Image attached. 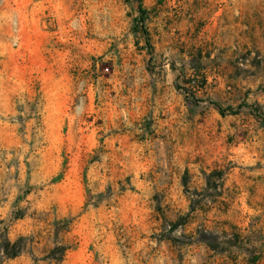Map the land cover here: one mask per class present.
<instances>
[{
    "label": "rangeland",
    "instance_id": "rangeland-1",
    "mask_svg": "<svg viewBox=\"0 0 264 264\" xmlns=\"http://www.w3.org/2000/svg\"><path fill=\"white\" fill-rule=\"evenodd\" d=\"M5 235L2 264H264V0H0Z\"/></svg>",
    "mask_w": 264,
    "mask_h": 264
},
{
    "label": "trees",
    "instance_id": "trees-1",
    "mask_svg": "<svg viewBox=\"0 0 264 264\" xmlns=\"http://www.w3.org/2000/svg\"><path fill=\"white\" fill-rule=\"evenodd\" d=\"M138 8L141 13H145L146 9L140 3ZM23 251V242L21 240L12 241L8 235H5L4 238L0 240V264L4 262L7 258H14L21 254ZM61 253L66 251V248H59Z\"/></svg>",
    "mask_w": 264,
    "mask_h": 264
}]
</instances>
